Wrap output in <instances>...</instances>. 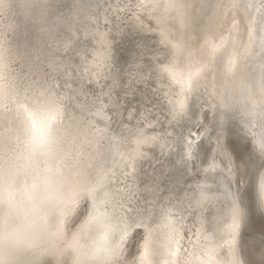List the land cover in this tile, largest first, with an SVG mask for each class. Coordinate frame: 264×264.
Here are the masks:
<instances>
[{
  "label": "bare ground",
  "instance_id": "6f19581e",
  "mask_svg": "<svg viewBox=\"0 0 264 264\" xmlns=\"http://www.w3.org/2000/svg\"><path fill=\"white\" fill-rule=\"evenodd\" d=\"M125 2L126 0H0V264H121L122 262L128 264L130 260L140 264H264V253L254 256L247 251L241 255L237 249L239 228L241 227L246 233L250 225L251 215L248 213L250 197L244 196V189L249 183L252 184V193L249 195H252L254 208L257 210L259 202L263 203L261 197L264 193L261 194L254 185L253 176L245 182V185L243 184L244 189L237 199L236 196L228 193H225L227 196H222L226 204L225 212L223 211L224 214L218 217L215 233L204 237L207 243L201 254L191 253L187 257L184 256L180 248L181 240H177L179 233L176 235L174 224L168 222L167 229H164L163 225L155 228L154 224L149 222L150 225H146V232L143 231L145 236L142 242L132 243L126 248L125 240L135 224V220L131 222L135 217H132L131 221L128 220L126 225L120 224L121 220L113 209L114 204L112 205L109 199L110 193L100 189L105 182L106 173L98 142L99 132L93 129L95 121L91 118V109L84 97L82 84L76 87L80 79L88 78L86 74L90 73L95 64L107 61L110 56L111 42L109 39L108 43L106 36L100 32L99 22L101 23V18H105L107 9L111 8L115 11ZM136 2V11L134 10L136 18L139 20L144 17L152 18L161 26L165 35L168 34V23L173 21L180 33V41L176 45L174 43L173 47L174 54L182 58V60L178 58L181 61L180 67L179 64L177 65L178 62L174 63L173 60L174 64L171 63V66L166 63L156 68L159 77L169 78L179 87L181 96L177 94L178 100H185L186 96L193 95L197 88L199 90L202 88L207 99L211 101L210 112L218 111L223 107H235L254 121L255 125L264 124V83L251 79L248 70L246 71L241 64V59L252 50L255 40L248 5H243V8L240 6L242 9L238 10L249 26L247 36L243 40L235 5L228 3L224 6L219 0H136ZM85 37L93 38V50L90 49L91 45L90 48L83 46ZM88 51L93 55L90 60ZM152 56L154 58L155 55ZM172 58L177 57L172 56ZM208 68L211 71L204 76V71H208ZM100 76L102 77V74ZM159 77L158 81H160ZM102 84L100 87L103 86ZM178 111L176 109V112ZM171 116L170 118L173 119ZM190 134L189 132L188 138H191L192 134ZM114 153L117 154L118 151L115 150ZM202 186L204 188L206 184ZM204 195H197V206L202 205L207 199ZM217 197L221 198L218 194ZM69 215L72 219L70 218L71 220L65 225ZM129 216L131 217L130 214ZM255 235L250 238L254 237L259 246L261 244L264 246V236L255 237ZM221 249L222 256L218 257L216 253H220Z\"/></svg>",
  "mask_w": 264,
  "mask_h": 264
},
{
  "label": "rangeland",
  "instance_id": "374dc122",
  "mask_svg": "<svg viewBox=\"0 0 264 264\" xmlns=\"http://www.w3.org/2000/svg\"><path fill=\"white\" fill-rule=\"evenodd\" d=\"M225 1H227V2H225ZM225 1L219 0L220 3L224 4V6H225V4L227 5L228 3L235 5L234 8L237 12L238 19L240 22L243 40L247 36V33L249 31V26H247L248 23H245V20L243 19L244 16L242 14H239L240 12L238 10H241L243 8V5H248V7H249V12H250V16H251L250 22H251V27H252V29H254V32H255V40L253 43L252 50L249 53H247L246 55H244V57L241 59V64L244 66L246 71L248 70L247 73L249 74V77L251 79L257 80V81H262L264 83V81H263L264 80V55H263L264 54V44H263L264 43V38H263L264 37V2H263L264 0H262V1L261 0H253V2H252V0H225ZM136 3H137L136 0H134V1L133 0H126L125 3L121 4L122 7L115 10V11L112 10L111 8L107 9V11L105 13V18H101V20H100L102 24L99 22V27L101 26L100 32L101 33L103 32L102 34H104V36H106L105 39L108 43H109V39H110V42H111L109 44V46H110L109 55L110 56L108 57L107 61L98 62V64H95L93 66L92 70H90V73L86 74V76H88V78L84 79V80L80 79L81 81L79 80V82H78L79 84H76L77 85L76 87H80V85L82 84V89L84 88L83 89L84 97L86 98V101H87V103L91 109V118L95 121V123L93 124V129H94V131L98 130V132H99L98 133V142L100 145L101 158H102V161L105 165L104 170L106 173V174L104 173L105 174L104 175L105 176V182L100 189L101 190L105 189L106 192H108V194L110 193L109 199H110V202L112 203V205L114 204L113 209L115 210V212L118 216V219L121 220L119 222L120 224L126 225L129 221H131L135 217L131 222H133L135 220L134 222L137 225L135 226V224H134L132 226V229H131L130 233L128 234L127 239L125 240L126 248H129L132 243L137 242L138 244H140L142 242V240L144 239V236H145V232H146V225L149 224V222L153 223L154 224L153 227H155V228L161 227L163 225L162 227H164V229L168 228L166 226L168 223H172L175 225V226L173 225V227H174V232L176 233V235L179 233V235H177V237H179V238H177V240L178 239L181 240L180 241V248H181V252L183 253V255L187 257L191 253H193V254L194 253L195 254L200 253L201 254L202 250L204 249V247L207 243V240L204 237L208 236V235H212L213 233H215V228H216V225L218 224V221H219L218 217L223 215L225 212L226 204L222 200V198L224 196H227V194H225V193L232 194L233 196H236V199H237V197L242 194V191L244 189L243 184L245 185V182L251 176H253L254 185H256V187H258V190L261 191V194L264 193V124L256 123V125H255L254 121H252L245 113L240 112L235 107H233V108L223 107V108H220L218 111L210 112L211 108L209 107L210 106L209 104L211 101L209 99H207L206 94H205V90L202 88H200V90L197 88L195 90L196 92H193L194 93L193 95L186 96V99H189L191 101L188 100L189 101L188 102L185 99V100H181L182 101L181 102L180 100H178L179 96H181V91H180L179 87H177L176 84H174L171 81V79L169 80V78L159 77V75H157L158 73H157L156 68L158 65H162V64L165 65L166 63H168L169 65L172 63L171 65H173L175 63V61H176V63L178 62L177 65L179 64V67H180L181 61H179V60H182V58L179 55L176 56L177 54L176 53L174 54V51H173L174 43L176 45L180 41V39H179L180 33L176 29V25L173 21H170L168 23V27H169V29L167 28L168 34L165 35L162 32L161 26L157 25L152 18L144 17L142 20H139V18H136L134 16V13L136 11ZM240 6H242V8ZM260 9H261V11H260ZM117 21H118V23H117ZM104 26H106V28ZM131 27H132V29H131ZM135 28H137V29H135ZM130 30H132V31H130ZM104 31L106 33L108 32V34L106 35V33ZM260 31H261V33H260ZM129 32H131V33L129 34ZM169 33L172 35H170ZM109 35L111 36V38ZM147 35H149V36H147ZM161 35H162V37H161ZM88 38L90 40H88ZM88 38L87 37L84 38L83 44H85V45H83V46H85L87 48H90L92 46L90 49L93 50L94 49L93 43H92L93 38L92 37H88ZM171 38L174 41H171L172 40ZM140 41H142V42H140ZM119 42H120V44H119ZM145 42H146V44H143ZM167 42L168 43L172 42V43L168 44ZM258 42H259V44H258ZM164 43L165 44L167 43L168 46L165 45ZM164 49L166 51H164ZM171 49H172V54H171ZM150 50H152V51H150ZM89 51H88V56L89 57L91 56V58H88V59L90 60V59H92L93 55L91 54V52L89 53ZM111 53H114L116 55L118 54L119 56L117 55V57H116V55L111 54ZM168 53H169V55H168ZM159 54H161V55H159ZM152 55H155L156 58H155V56L153 58ZM160 56H162L163 58ZM172 56L177 57V58H172ZM178 58H179V60H178ZM113 59H114V61H113ZM163 59H164V61H163ZM120 60H121V62H119ZM173 60H174V63H173ZM123 62L125 63V65ZM151 62H154L156 65L154 63H151ZM101 63L104 65L102 66ZM112 64L115 66V68ZM126 65H128V66H126ZM134 66H136V67H134ZM109 67H112V68L109 69ZM99 68H101V69H99ZM104 68L105 69L108 68L109 70L106 69L107 71H105ZM98 69L100 70V72H98ZM111 70H112V72H111ZM250 70H251V72H249ZM210 71H211V69H209L208 71H204V76H207L208 73H210ZM100 74H102V77L100 76ZM112 74H114V75H112ZM136 74H138V75H136ZM89 76H91V78ZM259 76L261 77V79ZM158 77H159L160 81H158ZM106 80H108L110 83H108V81H106ZM94 81H95V84H94ZM164 81H166V82H164ZM100 82H101V84L103 83L102 87H100V85H101ZM153 84H155V85H153ZM170 84H171V86H170ZM105 86H107V87H105ZM91 87H93V88H91ZM90 91H91V93H90ZM96 91L98 93H96ZM173 91H175V93ZM107 93H109V94H107ZM169 95H170V97H168ZM99 102H101V103H99ZM186 104L188 106H186ZM171 105H172V107L169 108L168 106H171ZM146 107H147V109H146ZM183 107L184 108L187 107V108L184 109ZM230 108H231V110H230ZM176 109H177V111L179 109V111L176 112ZM170 113L173 116H171ZM178 113H179V115H178ZM203 113H205V114H203ZM156 114H157V116H156ZM154 115H155V117H154ZM170 116L173 117V119L170 118ZM181 117H182V119H180ZM207 117H209V118H207ZM203 119H205V120H203ZM187 123H188V125H187ZM196 123H197V125H196ZM238 123H240V125H238ZM251 123H252V125H251ZM254 127H255V129H253ZM189 132L192 134V135L190 134L191 138H188ZM138 135H139V137H138ZM150 135L153 136L152 139H149V138H151ZM206 135H208V136H206ZM156 136H157V138H155ZM136 137H138V138H136ZM136 139H137V141H136ZM224 139H226L228 141H225ZM142 141L144 143H142ZM188 141H190V142L188 143ZM217 142H218V145H217ZM141 143H142V145H141ZM156 143H158V144H156ZM248 143H249L250 149L246 146ZM156 145H157V147H156ZM163 145H164V147H163ZM146 146L148 149L146 148ZM223 146H225V147H223ZM163 148H166V149H163ZM115 150L118 151L117 154L114 153ZM145 150H147V151H145ZM152 150L154 151L155 155H154ZM148 152H150V153H148ZM186 154H188V155H186ZM210 154H211V156H210ZM219 155L221 157H219ZM222 155H223L224 160L222 158ZM192 156H195V157H192ZM196 157L198 158V160ZM219 158L221 160H219ZM225 158L227 159V161ZM214 160H215V162H214ZM219 164H221V165H219ZM203 165H204V168H203ZM209 165L211 168L209 167ZM214 166L216 167V170H215ZM220 166H222V167H220ZM213 167H214V169H213ZM112 169H113V171H112ZM160 169L161 170L163 169V170L161 171ZM202 170L204 171V173H202L203 172ZM110 171H112V172H110ZM205 171H206V173H205ZM229 171H231V173H229ZM112 173H113V175H112ZM161 173H162V175H161ZM123 174H126V175H123ZM158 174L160 175V177ZM183 174H184V176H183ZM127 175H129V176H127ZM187 175H189V177H191V178H189ZM161 176L163 177L164 180L162 179ZM185 176H187V177H185ZM223 177H224V179H223ZM111 180H112V182H111ZM167 181H169V182H167ZM199 181H201L202 183L201 182L199 183ZM210 181H212V183ZM179 182H180V185H179ZM157 183L159 185H157ZM181 183H184V184H181ZM193 183H195V184L197 183V184L195 185ZM205 184L208 188L205 186ZM211 184H213V185H211ZM202 185H204L205 187L203 188ZM218 185L220 186V188ZM116 186H118L119 188ZM165 188H166V190H165ZM185 188H186V190H185ZM197 188H198L199 192H198ZM110 189L112 190V192ZM156 189H158V190H156ZM220 189H221V191H220ZM245 190H246V188L244 189V192H245ZM158 191H160V192H158ZM164 191H166V192H164ZM218 191L220 194L218 193ZM191 193H192V195H191ZM204 193H205V195H204ZM208 193H210V194L208 195ZM251 193H252V190L249 191V194H251ZM117 194H118V196H117ZM120 194H122V195L120 196ZM162 194H163V196H162ZM199 194L200 195L203 194L204 196H206L207 199L204 201V203L202 205L197 206L196 201L198 200L197 195L199 196ZM217 194L219 197L221 196V198H218ZM249 194L247 195V198H249V197L251 198V199L250 198L248 199V208H249L248 213H250V215H251L249 230L245 233L241 227L239 228L240 233L238 232V236H237V246H238L237 249L241 255H244L245 252L250 251L254 256H259L262 253H264V251H263L264 246H263V244H261L259 246V244L255 241L254 237H253V239H251L252 237L250 238V236H252L254 234H256L255 237H259V236L263 237L264 236V196L262 195V197H261L263 203L260 204V202H259L258 208L256 210V208H254V204L252 201V195H249ZM212 195H213V198H212ZM181 196L183 197V199H181L182 198ZM244 196H246V195H244ZM111 197H113V198H111ZM157 197H158V199H157ZM194 197H195V199L193 200ZM247 198H246V201H247ZM146 200H147V202H146ZM173 201H175V202H173ZM188 201H190V202H188ZM114 202H116V203H114ZM160 204H161V206H160ZM204 204L205 205L207 204V205L205 206ZM169 205H171V206H169ZM218 205H220V207H222V208H220ZM176 206H177V208H174ZM159 209H160V211H159ZM183 209H185V210H183ZM167 210H169V211H167ZM196 210H198V211H196ZM258 211L260 213H258ZM146 213H147V215H146ZM184 213H186V214L183 215ZM129 214L131 215V217L129 216ZM172 214L174 217L172 216ZM178 214H181V215H178ZM187 214H188V216H187ZM202 214H204V216ZM158 215H159V217H158ZM262 215H263V217H262ZM167 216H168V219H167ZM176 216L178 219L176 218ZM145 217H146V219H145ZM206 217H207V220H206ZM70 218H71L70 215L67 216L65 225L72 219V218L71 219ZM174 218H175V222H174ZM211 218H213L215 220H213ZM216 221H217V223H216ZM191 222H192V224H191ZM201 222H203V223H201ZM177 227H179V228H177ZM143 231H145V232H143ZM196 231H197V233H196ZM140 233H142V234H140ZM136 236H137V238H136ZM128 238H129V240H128ZM240 239H241V241H239ZM189 244H190V246H189ZM215 244H217V243H215ZM241 244H242V246H241ZM244 246H246V247H244ZM222 253H223V251L221 249L220 253H216V254L218 257H221ZM129 263L130 264H140V263H137L135 260L134 261L130 260ZM121 264H127V263L122 262Z\"/></svg>",
  "mask_w": 264,
  "mask_h": 264
},
{
  "label": "water",
  "instance_id": "95a60500",
  "mask_svg": "<svg viewBox=\"0 0 264 264\" xmlns=\"http://www.w3.org/2000/svg\"><path fill=\"white\" fill-rule=\"evenodd\" d=\"M246 146L249 148L250 147L249 146V143ZM251 190H252V184L249 183L248 187L246 188V191L244 192V195H248L249 194V191H251Z\"/></svg>",
  "mask_w": 264,
  "mask_h": 264
}]
</instances>
